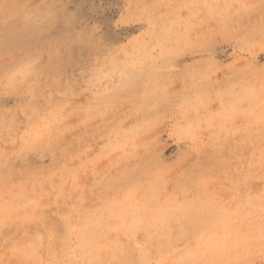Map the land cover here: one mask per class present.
<instances>
[{
	"label": "rangeland",
	"instance_id": "374dc122",
	"mask_svg": "<svg viewBox=\"0 0 264 264\" xmlns=\"http://www.w3.org/2000/svg\"><path fill=\"white\" fill-rule=\"evenodd\" d=\"M0 264H264V0H0Z\"/></svg>",
	"mask_w": 264,
	"mask_h": 264
}]
</instances>
